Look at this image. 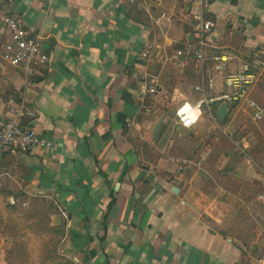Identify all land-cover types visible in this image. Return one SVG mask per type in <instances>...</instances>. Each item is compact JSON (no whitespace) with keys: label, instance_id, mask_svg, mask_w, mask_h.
<instances>
[{"label":"crops","instance_id":"1","mask_svg":"<svg viewBox=\"0 0 264 264\" xmlns=\"http://www.w3.org/2000/svg\"><path fill=\"white\" fill-rule=\"evenodd\" d=\"M196 11L191 0H138L135 7L116 0H0V91L24 104L34 115L24 124L53 144L25 162L0 147V201L51 207L50 226L73 264H264V208L255 201L264 166L249 153H264V120H253L247 101L233 106L225 123L216 116L221 105L211 107L219 127L206 109L191 130L178 118L200 100L194 88L202 79L216 97L226 92L225 76L240 69L221 68L214 58L237 51L264 63V0H211L205 62L164 65L186 44L199 47ZM5 15L39 36L49 55L31 80L3 60L10 42ZM142 52L148 59L137 62ZM144 72L161 75L167 97L141 101ZM249 99L264 109V78ZM8 116L0 105V123ZM128 117L136 121L125 136ZM181 160L190 164L179 177ZM250 200L263 208L258 214L248 213Z\"/></svg>","mask_w":264,"mask_h":264},{"label":"built area","instance_id":"2","mask_svg":"<svg viewBox=\"0 0 264 264\" xmlns=\"http://www.w3.org/2000/svg\"><path fill=\"white\" fill-rule=\"evenodd\" d=\"M172 1L179 2L180 0ZM116 2L124 7L138 5V0H116ZM191 2L197 8V11L192 15V28L198 36L197 44L199 47L193 49L191 44H186L183 48L177 50L175 54L166 57L164 65L183 63L191 59L202 64L207 59L205 49L208 47V38L214 26V23L206 17V10L211 0H191ZM1 20L10 36V42L5 45L2 51L4 62L12 68L21 69L27 80L37 77L39 70L50 62L49 55L45 51L39 36L33 37L28 30L9 15L2 16ZM148 56V52L140 53L137 62L147 60ZM214 59L221 63V68H224L228 63H236L240 65V69L225 76L224 86L226 92L216 97H210L207 94L205 81L202 79V83L194 88L201 95L200 100L190 106L187 113L178 114L180 127L185 130L193 129L205 109L218 126V121L211 107L221 104H227L229 107L239 106L246 101L248 107L254 113L253 120L256 122L263 121L264 109L255 100L249 99L253 86L264 78V63L262 60L246 56L237 51L225 52ZM160 77L161 75L151 76L147 72L140 74L139 98L142 102L168 96V92L159 85ZM0 105L4 106L9 113L6 120L0 123V147L6 150L10 156L25 162L31 157L35 149L46 150L53 147V144L36 130L24 124L26 116H34L26 109L24 104H17L15 100L6 98L4 92L0 91ZM194 113L199 114L198 120L191 116ZM135 121L134 117H128L125 123L131 129L135 126ZM238 150L241 154L246 155L241 148H238ZM250 160L254 163L252 159ZM189 164L188 160L179 161L176 174L180 177ZM201 165L198 163L197 167L200 168ZM262 174L264 175V171H262ZM255 201L264 208V188L255 196ZM259 223L264 226V219H260Z\"/></svg>","mask_w":264,"mask_h":264},{"label":"rangeland","instance_id":"3","mask_svg":"<svg viewBox=\"0 0 264 264\" xmlns=\"http://www.w3.org/2000/svg\"><path fill=\"white\" fill-rule=\"evenodd\" d=\"M238 112L237 109L232 113L230 121ZM203 120L204 123L209 122L206 117ZM224 128L227 130L228 126ZM252 135L261 137L259 132ZM255 152L249 151L253 161L258 166H264V153ZM238 157L244 159L240 153ZM239 158H236L237 162ZM250 201L254 204L253 200ZM36 205L21 203L13 207L9 205L15 208L9 209L5 202L0 201V264H73L64 256L61 233L50 226V210ZM260 209L263 208L254 204L248 213L258 214Z\"/></svg>","mask_w":264,"mask_h":264},{"label":"water","instance_id":"4","mask_svg":"<svg viewBox=\"0 0 264 264\" xmlns=\"http://www.w3.org/2000/svg\"><path fill=\"white\" fill-rule=\"evenodd\" d=\"M233 109V106L230 108L227 104H221V106L219 107V109L217 110V113H216V116L219 120L220 123H225L226 119L229 117L230 113H231V110ZM160 128H161V124L158 126L157 128V131H156V134H155V137L158 135L159 131H160ZM173 193L178 195L179 194V191L177 189H174L173 190ZM15 203V199H12L9 204L11 206L14 205ZM54 222L56 224H58L59 222H61V219L60 218H55L54 219ZM222 236H226L225 233H221Z\"/></svg>","mask_w":264,"mask_h":264},{"label":"trees","instance_id":"5","mask_svg":"<svg viewBox=\"0 0 264 264\" xmlns=\"http://www.w3.org/2000/svg\"><path fill=\"white\" fill-rule=\"evenodd\" d=\"M191 66H193L195 70H199V64H198V62L194 61V62L191 64ZM186 75H188V74H186ZM125 120H126V119H125ZM125 120H123L124 135L127 136V135L129 134V132H130V128L127 127V125H126V123H125ZM37 206H40V207H42V208H51V207H49V206H47V205H43V204H41V205H37ZM8 207H9V209H15V208H11L10 206H8ZM51 211H53L52 208H51Z\"/></svg>","mask_w":264,"mask_h":264},{"label":"clouds","instance_id":"6","mask_svg":"<svg viewBox=\"0 0 264 264\" xmlns=\"http://www.w3.org/2000/svg\"><path fill=\"white\" fill-rule=\"evenodd\" d=\"M183 111H184V112H186V111H188V109H187V108H185V109H183ZM181 115H182V113H181Z\"/></svg>","mask_w":264,"mask_h":264}]
</instances>
